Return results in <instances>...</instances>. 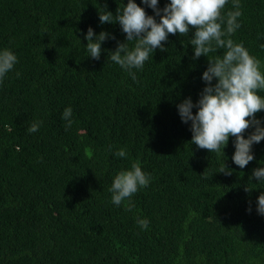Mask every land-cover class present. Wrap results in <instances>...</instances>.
Here are the masks:
<instances>
[{"label": "trees", "instance_id": "1", "mask_svg": "<svg viewBox=\"0 0 264 264\" xmlns=\"http://www.w3.org/2000/svg\"><path fill=\"white\" fill-rule=\"evenodd\" d=\"M127 3L0 0V51L18 59L0 82V264H264V215L257 211L264 180L249 182L264 167V140L243 169L232 160L235 137L224 153L192 144L191 122H182L177 106L200 99L208 57L192 59L193 29L169 34L164 51L133 69L134 81L108 60L127 34L99 19L106 6L115 22ZM239 3L241 27L231 39L264 73V0ZM229 11L232 0L222 15ZM89 27L110 34L98 60L86 50ZM256 118L264 127V110ZM33 123L39 129L29 133ZM122 148L126 158L115 155ZM134 162L150 182L117 206L109 189ZM225 164L230 175L220 173ZM138 218L149 221L147 229Z\"/></svg>", "mask_w": 264, "mask_h": 264}, {"label": "clouds", "instance_id": "2", "mask_svg": "<svg viewBox=\"0 0 264 264\" xmlns=\"http://www.w3.org/2000/svg\"><path fill=\"white\" fill-rule=\"evenodd\" d=\"M142 3L153 9L155 15H148L145 8L135 0H128L122 12L117 8L115 22L113 13L106 6L105 12H99L101 24L119 23L122 31L127 34L126 42L119 43L116 50L109 53L108 60L127 71L135 81L133 69L142 70L150 53L156 49L164 51L163 42L167 41L169 34L185 36L193 29L190 41L194 50L192 59L196 60L202 55L208 57L209 66L202 76L206 87L196 104L188 97L177 106L179 115L182 122H191V143L210 153H220L221 149L224 153L229 138L235 137L232 160L241 169L245 168L255 158L253 145L264 140V127L256 118V114L264 110V98L258 95L259 90H264V73L260 70L261 62L250 55L242 43H235L231 39L241 27L238 22L242 15L239 0H232L235 11H229L226 16L222 15V9L228 0H170L163 9L158 6L159 0H142ZM156 17H159V21ZM109 36L104 31L96 36L89 27L85 37L88 41V56L98 60L102 52L101 45ZM131 41L136 43L129 50L128 42ZM220 49L224 50L222 56L209 57V53ZM17 62L18 59L11 50L0 51V82ZM194 107L198 109L195 114ZM72 111L69 107L63 113L62 118L67 121L66 129L73 123ZM250 127L255 130L245 138L244 133ZM38 129L39 123H33L27 131L35 133ZM115 155L126 158L127 152L122 148ZM220 173L230 175L231 170L225 164ZM253 177L258 181L264 180V167L254 169L249 182ZM150 179V174H146L140 164L134 162L130 169L122 170L114 177L109 189L112 193L111 202L119 206L140 188L147 187ZM252 190L249 186L245 188L248 192ZM257 211L264 215V193L258 197ZM137 224L142 229H147L149 221L138 218Z\"/></svg>", "mask_w": 264, "mask_h": 264}]
</instances>
